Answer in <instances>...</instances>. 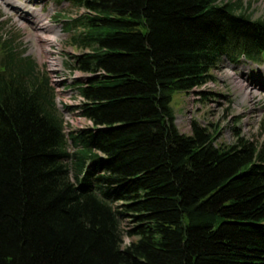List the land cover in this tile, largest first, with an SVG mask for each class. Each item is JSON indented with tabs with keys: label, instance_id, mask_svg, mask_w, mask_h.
<instances>
[{
	"label": "trees",
	"instance_id": "trees-1",
	"mask_svg": "<svg viewBox=\"0 0 264 264\" xmlns=\"http://www.w3.org/2000/svg\"><path fill=\"white\" fill-rule=\"evenodd\" d=\"M56 2L85 9L62 29L93 126L66 136L46 73L0 36V264H264V143L235 128L216 145L197 120L182 133L170 105L222 56L264 63V18L220 0Z\"/></svg>",
	"mask_w": 264,
	"mask_h": 264
},
{
	"label": "rangeland",
	"instance_id": "rangeland-1",
	"mask_svg": "<svg viewBox=\"0 0 264 264\" xmlns=\"http://www.w3.org/2000/svg\"><path fill=\"white\" fill-rule=\"evenodd\" d=\"M227 1L238 2V8H241L238 11L245 9V13L253 20L264 18V0H220V2ZM61 5L63 4H58L56 0H0V36L12 37L16 49L34 58L39 65L41 58L46 54L45 51L53 49L54 46H58L59 52L63 54L74 52L75 50L66 44L67 35L61 32V24L53 22L56 19L54 13L63 9ZM64 5L66 7L65 16L75 13L70 5ZM35 10H37L38 17L33 14ZM38 24L41 25L37 26ZM56 25H60V28ZM222 70L223 68L219 69V71ZM219 82L222 83V81ZM258 87L261 88L260 85ZM221 90L220 84L217 83L211 94L198 98L199 101L195 104V108L187 106L188 100L182 91L173 92L170 105L176 115L178 127L181 130L186 128L187 123L181 122V116L187 115L190 116V120L196 119L204 124L213 123L218 124L219 127L223 126L216 138L217 143L234 142L235 137L233 133L229 132V125L234 117L228 118L229 112L225 107L226 102L215 94ZM262 93L263 104L259 108L258 126L253 131L242 133L243 137L253 139L255 143H264V91ZM242 94L247 95L244 94L243 90ZM242 94L240 97L237 95L235 100H242ZM248 97L244 99L245 104L248 103ZM241 116H237L235 120ZM126 222L125 220L123 225H126ZM127 240L125 237V241Z\"/></svg>",
	"mask_w": 264,
	"mask_h": 264
},
{
	"label": "bare ground",
	"instance_id": "bare-ground-1",
	"mask_svg": "<svg viewBox=\"0 0 264 264\" xmlns=\"http://www.w3.org/2000/svg\"><path fill=\"white\" fill-rule=\"evenodd\" d=\"M51 51L55 52L53 49H51ZM45 66L49 72L50 81L54 86L58 105L61 108H64L65 106L79 104L83 98L81 96H77L76 99L72 98V94H74V92L72 87L69 85L70 75L65 69H63L58 56L48 53L45 59ZM247 74V69H244L243 72L240 73H236L235 71L228 68L224 69L222 73H217V75L224 79L225 84L223 81L222 83L207 81L200 86L193 87L187 94V106L190 108H195V99L200 97L198 92L212 91L213 88H216L218 83L222 88L221 92H225L233 100L228 118L230 119L236 115H242L240 123L238 122L239 126L241 127V132L244 133L255 130L257 127V122L260 118L259 108L263 104V93L260 89H258V86L247 77ZM242 90L244 94L247 95L244 96L242 94V100L236 101V96L238 95L240 97ZM246 97H248L247 104H245L244 101ZM64 118L68 121L67 122L65 120L64 123H69L70 128H83L92 124L91 120L78 115L76 110H65ZM181 122L187 123V126L183 129V131H188L190 129V124H188L190 123V116H182ZM66 130H69V128L66 127Z\"/></svg>",
	"mask_w": 264,
	"mask_h": 264
}]
</instances>
